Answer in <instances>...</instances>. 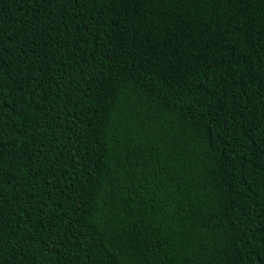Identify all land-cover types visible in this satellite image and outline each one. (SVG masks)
I'll return each instance as SVG.
<instances>
[{"label":"trees","instance_id":"obj_1","mask_svg":"<svg viewBox=\"0 0 264 264\" xmlns=\"http://www.w3.org/2000/svg\"><path fill=\"white\" fill-rule=\"evenodd\" d=\"M0 264H264V0H0Z\"/></svg>","mask_w":264,"mask_h":264}]
</instances>
